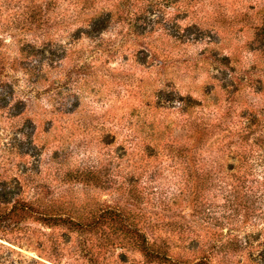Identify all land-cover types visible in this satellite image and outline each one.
Returning <instances> with one entry per match:
<instances>
[{
  "label": "rangeland",
  "instance_id": "1",
  "mask_svg": "<svg viewBox=\"0 0 264 264\" xmlns=\"http://www.w3.org/2000/svg\"><path fill=\"white\" fill-rule=\"evenodd\" d=\"M263 26L264 0H0V264H159L137 229L264 264Z\"/></svg>",
  "mask_w": 264,
  "mask_h": 264
},
{
  "label": "trees",
  "instance_id": "2",
  "mask_svg": "<svg viewBox=\"0 0 264 264\" xmlns=\"http://www.w3.org/2000/svg\"><path fill=\"white\" fill-rule=\"evenodd\" d=\"M264 30V26H263ZM238 180H245L244 178H238ZM238 185L234 186V190H238ZM206 207H204L205 210ZM56 218V217H48L49 219ZM137 246L141 250L144 257H146L149 261H154L159 264H184L181 262H177L176 259L172 258L171 256H167L166 252L162 249L160 244H156L154 241H150L148 236L146 235L145 231L142 229H137ZM192 264H211L209 259L206 256L199 257L198 260L193 262Z\"/></svg>",
  "mask_w": 264,
  "mask_h": 264
}]
</instances>
